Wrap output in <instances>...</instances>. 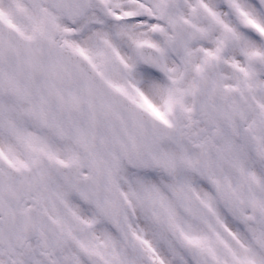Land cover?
<instances>
[{
    "label": "snow or ice",
    "instance_id": "1",
    "mask_svg": "<svg viewBox=\"0 0 264 264\" xmlns=\"http://www.w3.org/2000/svg\"><path fill=\"white\" fill-rule=\"evenodd\" d=\"M0 264H264V0H0Z\"/></svg>",
    "mask_w": 264,
    "mask_h": 264
}]
</instances>
